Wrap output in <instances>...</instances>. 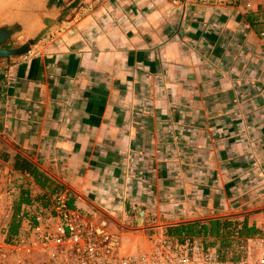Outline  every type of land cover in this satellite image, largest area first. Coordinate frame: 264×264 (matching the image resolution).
Listing matches in <instances>:
<instances>
[{"label": "crops", "instance_id": "0c3cea01", "mask_svg": "<svg viewBox=\"0 0 264 264\" xmlns=\"http://www.w3.org/2000/svg\"><path fill=\"white\" fill-rule=\"evenodd\" d=\"M49 11L35 56L0 58V167L20 206L69 189V206L140 247L154 230L238 212H259L260 227L264 0H63Z\"/></svg>", "mask_w": 264, "mask_h": 264}, {"label": "built area", "instance_id": "2783aa9c", "mask_svg": "<svg viewBox=\"0 0 264 264\" xmlns=\"http://www.w3.org/2000/svg\"><path fill=\"white\" fill-rule=\"evenodd\" d=\"M33 55L30 50L21 57ZM12 181L10 170L0 167V264H264V233L241 238L236 232L237 239L223 245L153 232L140 247L108 218L69 206V189L52 193L46 205L20 206ZM14 222L19 227L10 235Z\"/></svg>", "mask_w": 264, "mask_h": 264}, {"label": "water", "instance_id": "95a60500", "mask_svg": "<svg viewBox=\"0 0 264 264\" xmlns=\"http://www.w3.org/2000/svg\"><path fill=\"white\" fill-rule=\"evenodd\" d=\"M63 0H0V14L10 8L14 11L0 27V58L20 57L28 53L39 37L55 20L56 12H50V6L57 10ZM51 15V17H50ZM23 34L25 41L16 48H5L3 43Z\"/></svg>", "mask_w": 264, "mask_h": 264}, {"label": "trees", "instance_id": "16d2710c", "mask_svg": "<svg viewBox=\"0 0 264 264\" xmlns=\"http://www.w3.org/2000/svg\"><path fill=\"white\" fill-rule=\"evenodd\" d=\"M14 167H16L17 169L22 168L19 163H15ZM30 199L31 198L28 197V195H22L20 197V202L21 204L28 203ZM45 199L46 198L44 197H36V201H40L39 203L44 205H46ZM246 219L247 218L244 217L242 222H238L236 218H222L218 220L208 221L205 223L195 222L192 224L177 225L169 228L167 230V234L176 236L180 239V241H183L188 238H199L205 236H211L217 239L218 237L229 235L230 231L234 229L237 230V235L241 238L252 237L260 234V230L255 225L249 226L247 224ZM18 227L19 226L17 223H12L9 230L10 235L15 234L18 230ZM212 241L213 240H211L210 242Z\"/></svg>", "mask_w": 264, "mask_h": 264}, {"label": "rangeland", "instance_id": "374dc122", "mask_svg": "<svg viewBox=\"0 0 264 264\" xmlns=\"http://www.w3.org/2000/svg\"><path fill=\"white\" fill-rule=\"evenodd\" d=\"M14 11L15 10L11 11V9L8 8L2 14H0V27L4 26V23H5L6 19L8 17H10L12 14H14ZM40 37H39V39H40ZM26 38H27V34H23V35L18 36V37L14 38V39H10V40L4 42L2 46L5 47V48H16V47H19L25 41ZM39 39H38L37 43L32 47L31 50H33L35 48V46L38 45ZM258 213L259 212H249V213L238 212L236 214H233V216H230V217L231 218L232 217L236 218L238 220V222H242L243 219H244V217H246L247 218L246 219L247 220V224L249 226H252V225H256L257 224V219H254V218H258V216L256 217V214H258ZM117 214L118 213L116 211V215ZM136 216H138V215H136ZM141 217H142V214L139 215L138 218H141ZM259 218L261 219V223H260V227H258V229L260 230V234H262V233H264V215H262ZM133 225H135L134 224V221H133ZM139 228L140 227L134 226V229H138V231L142 230V229H139ZM169 228H171V227H169ZM169 228L166 229V232H168L167 230ZM157 230H154V233L158 232ZM138 231L132 232V235H134V237H136V238L138 237V234H139ZM159 231H161V230H159ZM236 232H237V230L234 229V230L230 231V234L229 235H225V236H222V237H218L217 239L214 238V237H211V236H205V237L206 238H212V240H215L216 239V240H218L217 242H219V243H221L223 245L224 244H232L233 241H235L237 239V236L235 234ZM260 234H258V235H260ZM220 240H221V242H220ZM131 241H132V244L131 245H133V244L135 245L136 243L138 244L137 240H133L132 239Z\"/></svg>", "mask_w": 264, "mask_h": 264}]
</instances>
